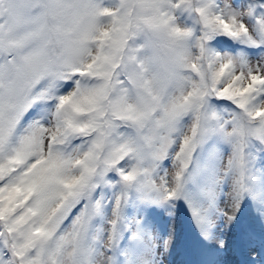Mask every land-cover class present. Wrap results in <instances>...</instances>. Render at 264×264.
I'll return each mask as SVG.
<instances>
[{
    "label": "snow or ice",
    "instance_id": "snow-or-ice-1",
    "mask_svg": "<svg viewBox=\"0 0 264 264\" xmlns=\"http://www.w3.org/2000/svg\"><path fill=\"white\" fill-rule=\"evenodd\" d=\"M0 264H264V0H0Z\"/></svg>",
    "mask_w": 264,
    "mask_h": 264
},
{
    "label": "rangeland",
    "instance_id": "rangeland-1",
    "mask_svg": "<svg viewBox=\"0 0 264 264\" xmlns=\"http://www.w3.org/2000/svg\"><path fill=\"white\" fill-rule=\"evenodd\" d=\"M177 227H178V231H179V221H178V225H177ZM186 227V226H185Z\"/></svg>",
    "mask_w": 264,
    "mask_h": 264
}]
</instances>
